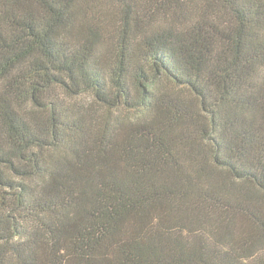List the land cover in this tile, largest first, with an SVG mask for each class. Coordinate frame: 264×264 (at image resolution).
I'll return each mask as SVG.
<instances>
[{
	"label": "trees",
	"instance_id": "obj_1",
	"mask_svg": "<svg viewBox=\"0 0 264 264\" xmlns=\"http://www.w3.org/2000/svg\"><path fill=\"white\" fill-rule=\"evenodd\" d=\"M0 264H264V0H0Z\"/></svg>",
	"mask_w": 264,
	"mask_h": 264
}]
</instances>
